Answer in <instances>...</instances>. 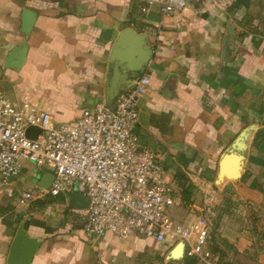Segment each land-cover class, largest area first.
Instances as JSON below:
<instances>
[{"label":"crops","instance_id":"obj_1","mask_svg":"<svg viewBox=\"0 0 264 264\" xmlns=\"http://www.w3.org/2000/svg\"><path fill=\"white\" fill-rule=\"evenodd\" d=\"M188 2L184 11L162 15L158 6L145 12L135 0H0V89L14 99L29 94L55 122L77 119L106 102L119 32L130 26L145 33L153 54L139 77L147 74L151 82L139 98L136 133L158 155L177 192L172 218L189 224L205 215L211 229L218 227L220 243L264 264V0H236L226 10L211 0ZM24 8L37 13L29 35L21 30ZM25 40L22 67L5 68L9 53ZM245 129V149L234 151L243 156V174L220 176L223 155ZM46 172L26 162L8 184L0 181V206L13 199L27 234L41 241L32 264H136L150 248L161 247L134 234L87 235L86 199L72 203V193L45 207L35 201L56 196L22 206L16 196L37 192ZM180 179L193 186L188 205ZM20 223L7 225L0 215V264L8 263ZM169 244L173 249L177 243Z\"/></svg>","mask_w":264,"mask_h":264},{"label":"built area","instance_id":"obj_2","mask_svg":"<svg viewBox=\"0 0 264 264\" xmlns=\"http://www.w3.org/2000/svg\"><path fill=\"white\" fill-rule=\"evenodd\" d=\"M148 11L158 6L162 15L184 11L188 0H135ZM222 10L236 0H211ZM150 76L141 75L132 88L120 92L115 107L99 102L74 120L55 122L52 114L32 102L0 89V179L8 184L31 162L54 175L48 188L22 192V206L47 195L78 192L86 199L83 231L94 237L107 232L131 235L166 245L184 242L185 255L200 264H216L209 248L211 223L205 215L189 224L176 222L170 208L178 201L158 155L144 146L136 133L139 98L148 91ZM40 129L37 138L27 129ZM169 244V245H170Z\"/></svg>","mask_w":264,"mask_h":264},{"label":"water","instance_id":"obj_3","mask_svg":"<svg viewBox=\"0 0 264 264\" xmlns=\"http://www.w3.org/2000/svg\"><path fill=\"white\" fill-rule=\"evenodd\" d=\"M37 20V13L29 8H24L22 12V32L29 35ZM27 43L26 40L20 46L13 49L5 61V68L20 69L26 60ZM153 48L148 43L147 35L136 31L133 27L122 29L112 47L110 63L112 65L111 74L108 79L106 89V104L110 108L115 107V101L121 91L132 88L135 80L140 74L146 71L151 61ZM169 83L166 84L168 86ZM40 129L36 126H30L27 129V135L37 138ZM249 129H245L236 139L233 147L225 153L220 161V176L229 178H238L242 175L243 161L242 155L234 151H243L245 149V139L248 136ZM231 158L235 159V164L229 166ZM54 175L46 172L40 181V186L48 188L51 186ZM83 200L82 194L73 192L71 202ZM41 246L38 238L31 237L26 232V220H23L13 240L11 250L8 256L7 264H32L33 258ZM185 257L184 242L180 241L170 251L168 259H182Z\"/></svg>","mask_w":264,"mask_h":264},{"label":"rangeland","instance_id":"obj_4","mask_svg":"<svg viewBox=\"0 0 264 264\" xmlns=\"http://www.w3.org/2000/svg\"><path fill=\"white\" fill-rule=\"evenodd\" d=\"M243 174V173H242ZM1 181V179H0ZM34 181V178H33ZM180 183V187H182V190H180L181 192V200L184 202V205H188L191 203V194H186L185 192L186 190H189V182H186L185 179H180L179 180ZM5 184V183H3ZM26 186H29L28 184H26ZM5 187V186H4ZM175 194H177L176 190H175ZM187 195H189V197H187ZM16 196V194L14 195V197ZM17 199H19V196H16ZM177 199L178 196L176 195ZM189 198V199H188ZM6 202L8 203L7 205H10L11 207L14 208V206L11 204L13 199L9 198H5ZM214 226V225H213ZM212 226V231H211V240L213 242L212 245V250L214 252V255L217 256L218 261L217 264H256L254 258L246 256L245 254H241L238 253V251H236V249L234 247H231L232 244L225 243L224 241H221L220 243V238H218V232L216 228V230L213 228ZM156 247H152L149 249V251L147 253H144L143 258L144 261L143 262H139L136 264H184V262H180L179 260L181 259H171L169 260L167 257L170 253V251L172 249H167L164 245H161V247H159L157 244L155 245ZM200 264V263H199Z\"/></svg>","mask_w":264,"mask_h":264},{"label":"trees","instance_id":"obj_5","mask_svg":"<svg viewBox=\"0 0 264 264\" xmlns=\"http://www.w3.org/2000/svg\"><path fill=\"white\" fill-rule=\"evenodd\" d=\"M262 137H263L262 132L258 133L254 144L258 145L259 139ZM178 178H180V176H178ZM192 188H193L192 184H189V187H188L189 190H186L185 195L186 194L190 195ZM260 189L264 193V188L261 187ZM189 195H187V197H189ZM56 201H64V198H62L61 196H56V197L47 196L46 200H43L41 202L35 201V203L36 204L38 203L40 205V207H45V205H50ZM229 203H230V200H228V204ZM229 205H228V207H229ZM225 211H228V208H226ZM0 215L3 216V221L7 225H14L15 224L16 226H18V224L23 219L22 215L18 212H15L13 207H11L9 205L8 206H0ZM184 264H199V261H198V258H196V257L186 255L184 258Z\"/></svg>","mask_w":264,"mask_h":264}]
</instances>
